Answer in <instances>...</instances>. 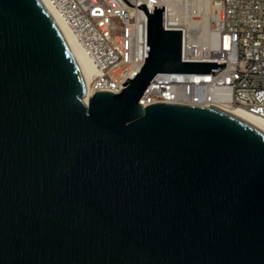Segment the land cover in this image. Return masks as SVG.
Here are the masks:
<instances>
[{
	"label": "water",
	"instance_id": "1",
	"mask_svg": "<svg viewBox=\"0 0 264 264\" xmlns=\"http://www.w3.org/2000/svg\"><path fill=\"white\" fill-rule=\"evenodd\" d=\"M148 15L146 61L87 83L40 0H0V264H264V132L218 107L139 99L183 61Z\"/></svg>",
	"mask_w": 264,
	"mask_h": 264
},
{
	"label": "built area",
	"instance_id": "2",
	"mask_svg": "<svg viewBox=\"0 0 264 264\" xmlns=\"http://www.w3.org/2000/svg\"><path fill=\"white\" fill-rule=\"evenodd\" d=\"M95 66L87 83L121 92L146 61L148 15L182 29L183 61H225L213 72L157 73L139 102L240 107L264 118V0H48ZM90 96V97H91Z\"/></svg>",
	"mask_w": 264,
	"mask_h": 264
},
{
	"label": "bare ground",
	"instance_id": "3",
	"mask_svg": "<svg viewBox=\"0 0 264 264\" xmlns=\"http://www.w3.org/2000/svg\"><path fill=\"white\" fill-rule=\"evenodd\" d=\"M40 1L49 11L52 18L54 19L59 29L61 30L62 34L64 35V38L66 39L71 51L73 52L74 56L76 57L79 63V66L85 77L86 83H88L95 71L94 64L92 63L91 59L87 56V54L83 50L81 44L79 43L71 27L57 14V12L53 8V6L49 3V1L48 0H40ZM90 96H91V92L87 91L84 97V101L86 103L89 102ZM217 110L229 116H232L238 120H241L264 132V118L263 117L255 115L240 107L221 106L220 108H217Z\"/></svg>",
	"mask_w": 264,
	"mask_h": 264
}]
</instances>
